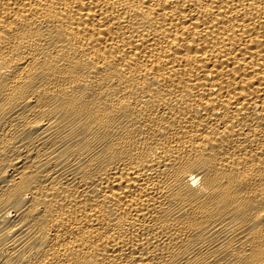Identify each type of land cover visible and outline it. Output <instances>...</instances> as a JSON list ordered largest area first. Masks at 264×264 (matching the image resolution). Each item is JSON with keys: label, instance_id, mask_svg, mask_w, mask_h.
<instances>
[{"label": "bare ground", "instance_id": "6f19581e", "mask_svg": "<svg viewBox=\"0 0 264 264\" xmlns=\"http://www.w3.org/2000/svg\"><path fill=\"white\" fill-rule=\"evenodd\" d=\"M0 264H264V0H0Z\"/></svg>", "mask_w": 264, "mask_h": 264}]
</instances>
